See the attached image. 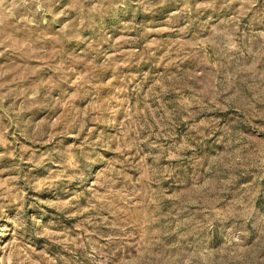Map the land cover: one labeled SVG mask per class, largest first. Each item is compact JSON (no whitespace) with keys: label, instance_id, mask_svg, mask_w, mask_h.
<instances>
[{"label":"rangeland","instance_id":"obj_1","mask_svg":"<svg viewBox=\"0 0 264 264\" xmlns=\"http://www.w3.org/2000/svg\"><path fill=\"white\" fill-rule=\"evenodd\" d=\"M0 264H264V0H0Z\"/></svg>","mask_w":264,"mask_h":264}]
</instances>
